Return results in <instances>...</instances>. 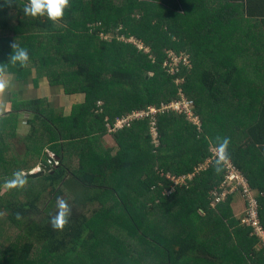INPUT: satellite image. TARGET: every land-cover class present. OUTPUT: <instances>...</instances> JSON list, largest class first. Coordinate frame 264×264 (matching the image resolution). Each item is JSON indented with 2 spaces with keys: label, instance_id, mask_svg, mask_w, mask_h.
Here are the masks:
<instances>
[{
  "label": "trees",
  "instance_id": "1",
  "mask_svg": "<svg viewBox=\"0 0 264 264\" xmlns=\"http://www.w3.org/2000/svg\"><path fill=\"white\" fill-rule=\"evenodd\" d=\"M166 1L69 0L62 18L53 22L46 13L25 15L29 0H11L10 6L0 0V75L19 82L36 75L35 86L46 79L69 96L86 97L66 116L47 98L23 101L14 95L12 112L0 118V264H264V248L256 249L262 241L236 219L234 197L210 206V192L225 174L224 168L216 172L211 148L218 136L227 137L229 158L260 192L264 229V159L261 164L262 156L249 158L245 134L229 132L235 113L256 103L229 97L243 92L245 79L236 80L243 71L200 68L201 33L198 38L197 23L185 22L196 18L198 8L189 18L177 17ZM229 26L219 25L226 34ZM253 29L245 46L259 47ZM102 33L114 39L105 40ZM122 37L135 38L150 52L119 41ZM14 43L28 52L27 67L10 62ZM169 52L190 56L193 69L182 66L171 76L163 68ZM181 90L195 103L201 131L185 115L169 111L158 116V147L146 119L109 133L108 117L114 123L159 108L181 99ZM24 114L31 129L21 139ZM107 133L118 144L116 155L101 144ZM50 152L60 162L54 168ZM41 165L49 167L44 176L28 177ZM21 170L27 183L5 190V181ZM191 174L186 184L172 180ZM46 195V216L38 221ZM57 197L71 209L62 230L51 225ZM96 203L102 208L92 217L73 209Z\"/></svg>",
  "mask_w": 264,
  "mask_h": 264
},
{
  "label": "crops",
  "instance_id": "2",
  "mask_svg": "<svg viewBox=\"0 0 264 264\" xmlns=\"http://www.w3.org/2000/svg\"><path fill=\"white\" fill-rule=\"evenodd\" d=\"M166 3L169 12L177 17L189 18L193 14L191 12L192 9L198 8L196 18L193 16V20L185 22H195L198 24V38L200 31L202 39L199 44L202 54L198 59V64L202 66L200 67L202 70L205 71L209 69L208 65H212V70L209 69L210 71H230L235 72V74L243 71V74L236 79L238 82L241 79L240 77L245 79L240 84L243 92L240 95L236 94L237 97H229L232 100H236V103L239 101L245 102L246 105L256 103V107L250 110L248 106H245L242 109L243 112L240 110L238 114L235 113V120L230 121L229 132L235 133L237 131L240 134H245L243 143L248 144L246 148L251 152L249 153V158L251 156H254V158L262 156V158L260 157L262 164L264 159V0H167ZM222 8H227V10L224 11ZM223 15L224 17H222ZM222 21L230 23L227 34L222 32L219 27ZM252 29L254 35H257L256 39L260 43L259 47L245 46L246 39L251 34ZM208 36L209 38L205 41ZM218 67L221 69H218ZM9 77L0 75V79L2 80L12 78V76ZM25 82L28 81L20 84L15 79V81L7 83L8 85H5L3 91L6 94L10 89H13L12 87H16L12 92H17L20 100L27 101L41 99L47 90L46 86L50 85L48 80L42 79L39 82V86H35L34 82V88L31 89L27 85L29 83L25 84ZM50 88L56 87L51 86ZM3 91H0V93ZM35 91V95L29 97ZM36 95L41 96L35 97ZM67 96L69 97V95ZM72 97H77L76 101L72 100V109L75 104L84 103L86 99L83 94ZM9 102H12V100H9ZM4 107L5 103L0 100V118L12 112L13 104L7 112L3 109ZM24 115L21 116L19 121V135ZM197 127L201 131L202 123ZM24 137L25 135H20L21 139ZM260 148H263V152ZM211 151H214V147L211 148ZM213 154L215 157V152ZM232 205H235L232 207L234 210L241 209L243 213L246 211L245 199L241 196H235Z\"/></svg>",
  "mask_w": 264,
  "mask_h": 264
},
{
  "label": "built area",
  "instance_id": "3",
  "mask_svg": "<svg viewBox=\"0 0 264 264\" xmlns=\"http://www.w3.org/2000/svg\"><path fill=\"white\" fill-rule=\"evenodd\" d=\"M102 38L105 40H110L111 37L114 39L113 35H106L105 33L101 34ZM134 39H127L126 37L119 38V41L125 42L135 46L139 51L144 52L146 49L142 47V50L137 47L138 41ZM144 46V45H143ZM168 59L166 60L164 67L168 69L170 74L176 76L180 71L181 67H185L189 71L193 69V64L191 63L190 56L180 54L177 55L174 52H169ZM184 81L177 80V84H183ZM181 99L175 100L169 104H162L159 108L151 106L148 109L137 111L132 113L129 116L118 118L116 122H111L110 118L107 119V127L109 133L113 134L120 130L131 128L134 121L146 119L150 121V133L154 145L157 147L160 145V134L158 130V116L165 112L173 111L178 114L185 115L186 118L193 124L200 126L201 122L198 116H196L195 103L193 100L185 97L182 91H180ZM102 103L99 105L101 106ZM214 152V151H213ZM51 160L49 161L50 165L54 168L60 165V162L56 155L50 152ZM216 158V156H215ZM214 158V159H215ZM214 159L208 162L211 163ZM207 164V165H208ZM208 167V166H207ZM204 167H201V170ZM225 170L224 179L222 183L211 190L210 195L212 197V206L215 207L220 203L227 201L229 197H235L238 194H241L246 203L245 217L242 219L243 226H249L254 229V235L258 236L262 244L264 245V229L260 219V192L254 189L248 179V177L240 170V168L231 160L223 166ZM44 168L42 166L35 169L32 173L42 172ZM170 177V175L168 176ZM194 177V174L183 176L181 178H172V180L178 184H186L184 180H190Z\"/></svg>",
  "mask_w": 264,
  "mask_h": 264
},
{
  "label": "clouds",
  "instance_id": "4",
  "mask_svg": "<svg viewBox=\"0 0 264 264\" xmlns=\"http://www.w3.org/2000/svg\"><path fill=\"white\" fill-rule=\"evenodd\" d=\"M5 3L10 6L11 0H5ZM68 3L69 0H29V3L24 7V13L25 15L33 17L44 15L46 13L50 20L56 22L62 18L64 9L68 6ZM11 47L13 48V52L9 58L10 62L13 64L19 62L21 67H27L29 61L28 52L25 49L18 48L15 43ZM0 71H2V69H0ZM4 88L5 83L0 79V91H3ZM229 143V138L218 136L217 142L213 145L216 156L215 170L217 173L223 170V166L229 160V153L227 151ZM26 183V173L21 170L13 173V177L5 181L4 187L6 189H15L17 187L22 188ZM56 206L58 211L56 215L51 218V225L53 229L62 230L68 223V216L71 213V209L62 197H57Z\"/></svg>",
  "mask_w": 264,
  "mask_h": 264
},
{
  "label": "rangeland",
  "instance_id": "5",
  "mask_svg": "<svg viewBox=\"0 0 264 264\" xmlns=\"http://www.w3.org/2000/svg\"><path fill=\"white\" fill-rule=\"evenodd\" d=\"M110 40H112V37H111V39ZM134 40H136L135 38H134ZM133 40V42H135ZM135 44H137V47L139 46V48L142 50V47H145V46H143L144 44L143 43H141V42H139L138 41V43H135ZM145 51H144V53L145 54H148L149 52H150V50L148 49V48H146L145 47ZM139 51V50H138ZM163 68H164V66H163ZM165 69V68H164ZM36 74V73H35ZM170 74V73H169ZM171 76H173V74H170ZM11 77V76H10ZM9 77V78H10ZM16 79V76H12V78H10V79H6V80H3L4 81V83H5V85H8L7 83H9V82H12V81H15V79ZM35 80H36V75H34V76H32V77H30V79L28 80V82H25V84L26 83H29V84H27V85H29L30 87H31V89H33L34 88V82H35ZM19 82V81H18ZM24 82V81H23ZM23 82H19L20 84L21 83H23ZM177 85H179V84H177ZM51 86L49 85H47L46 86V92H45V94H44V96L42 97V98H47L50 102H51V104H52V106H53V108L54 109H57V111L59 112V113H64L66 116H70L71 115V113H72V111H73V109L71 108V106L73 105V101H76V99H77V97L75 98V97H72V96H67L66 95V93H65V89H64V87H62V86H58V87H56V88H53V89H51L50 88ZM13 89H15L16 87H12ZM13 89H10L9 90V92L8 93H6L5 94V92L3 91V92H1L0 93V100L1 101H3V103H5V107L3 108L4 110H5V112H7V111H9V108L12 106V102H9V100H11V95L13 94V96L14 95H17V92H12L13 91ZM37 89V88H36ZM182 91V90H181ZM35 93H36V91L34 92V94L32 93L29 97H33L34 95H35ZM42 95V94H41ZM41 95H36L35 97H37V96H41ZM84 95V94H83ZM85 96V95H84ZM73 100V101H72ZM28 101V100H27ZM100 103H102L101 104V106L103 107V105H104V102L102 101V102H100ZM99 103V104H100ZM76 105V104H75ZM74 105V106H75ZM74 108V107H73ZM100 110H101V108H100ZM101 112H103V110L101 111ZM5 116V115H4ZM1 118H3V116L1 117ZM25 118H27V119H30V116L28 115V114H26V115H24V118H23V125H22V129L20 130V135H27L28 134V132H29V130L31 129V127H30V125L28 124V121H27V119H25ZM109 118V117H108ZM107 118V119H108ZM106 119V120H107ZM18 144H19V146H18ZM101 144L104 146V150L105 151H108L109 149H111V150H113V155H116L117 154V152H118V149L117 148H115V146H117L118 147V144H117V142H116V140L114 139V137H112L110 134H108L107 133V135H105L103 138H102V140H101ZM16 145H17V147H18V149L20 150V151H23L24 150V145H21L20 143H19V141H16ZM156 171H157V173H159L160 172V169H158V167H156V169H155ZM192 175V174H191ZM186 181L184 180V183H185ZM5 190H7L6 188H5ZM236 196H241L243 199H244V197L241 195V194H238V195H236ZM211 198V197H210ZM49 196L48 195H46L44 198H43V200L40 202V204H39V210H38V213H36V214H38V216L36 217V219L38 220V221H40V220H42L43 218H44V216H46V214L44 215V212H45V209H46V205H49ZM210 206L212 207V208H215V207H213L212 206V201L210 202ZM235 205H232V207H234ZM102 208V205L101 204H99V203H96V204H90V205H88L87 207H83V206H80V205H77V204H74L73 205V209H76V211L78 212V213H82V212H84V213H86V214H88L89 215V217H92L93 215H94V213L96 212V211H98L99 209H101ZM57 211H58V209H57V206L55 205V207H54V209L51 211V214H53V215H56V213H57ZM232 211H234V214H235V216H236V219L237 220H241L242 221V219L245 217V212L243 213V210H241V209H232ZM243 225V224H242ZM116 229V228H115ZM117 230V229H116ZM264 248V245L261 243V244H259V245H257V247H256V249L257 250H259V251H261L262 249ZM88 253H86V255H87Z\"/></svg>",
  "mask_w": 264,
  "mask_h": 264
},
{
  "label": "water",
  "instance_id": "6",
  "mask_svg": "<svg viewBox=\"0 0 264 264\" xmlns=\"http://www.w3.org/2000/svg\"><path fill=\"white\" fill-rule=\"evenodd\" d=\"M43 168H44L43 172L31 173L28 177L39 178V177L44 176L49 171V168L45 166H43Z\"/></svg>",
  "mask_w": 264,
  "mask_h": 264
}]
</instances>
